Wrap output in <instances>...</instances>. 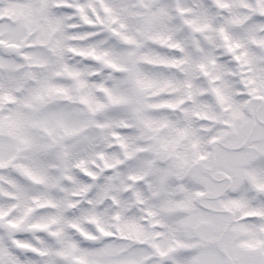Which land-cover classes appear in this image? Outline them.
<instances>
[{"label":"snow or ice","instance_id":"snow-or-ice-1","mask_svg":"<svg viewBox=\"0 0 264 264\" xmlns=\"http://www.w3.org/2000/svg\"><path fill=\"white\" fill-rule=\"evenodd\" d=\"M0 264H264V0H0Z\"/></svg>","mask_w":264,"mask_h":264}]
</instances>
